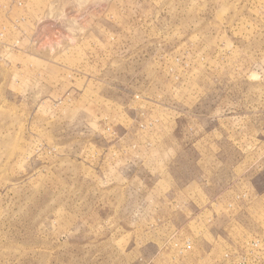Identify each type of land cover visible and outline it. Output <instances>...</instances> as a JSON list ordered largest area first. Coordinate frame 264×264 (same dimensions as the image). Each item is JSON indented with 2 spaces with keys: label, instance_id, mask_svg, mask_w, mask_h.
Returning a JSON list of instances; mask_svg holds the SVG:
<instances>
[{
  "label": "rangeland",
  "instance_id": "rangeland-1",
  "mask_svg": "<svg viewBox=\"0 0 264 264\" xmlns=\"http://www.w3.org/2000/svg\"><path fill=\"white\" fill-rule=\"evenodd\" d=\"M0 264H264V0H0Z\"/></svg>",
  "mask_w": 264,
  "mask_h": 264
}]
</instances>
